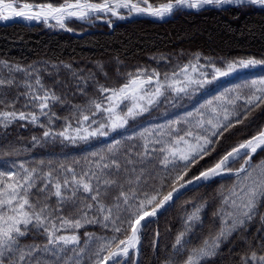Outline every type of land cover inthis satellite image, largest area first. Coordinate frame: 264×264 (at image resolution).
<instances>
[{"label": "snow or ice", "instance_id": "snow-or-ice-1", "mask_svg": "<svg viewBox=\"0 0 264 264\" xmlns=\"http://www.w3.org/2000/svg\"><path fill=\"white\" fill-rule=\"evenodd\" d=\"M225 5L264 9V0H167L159 6L150 0H63L59 5L23 3L19 8L14 2L0 0V20L19 17L65 29L66 21L73 17L88 21L93 16L99 18L101 13H111L124 19L121 9L129 16L147 14L163 18L178 8ZM200 59V54H195L192 61L171 74L137 69L128 73L126 82L119 87L97 81L93 96L88 94L92 87L88 82L95 78V73L85 76L71 65H63L75 82L76 92L88 97L83 104L67 100L73 85L59 79V68L56 79L49 85L42 75L46 69L0 61V127L7 129L17 121L45 127L40 117L52 124L54 119H60L53 111L60 105L69 107L76 126L65 118L61 131L48 128L43 137H60L73 144L88 141L124 128L162 100L178 105L211 80L264 66V58L254 56L226 61L222 67L211 61L201 64ZM205 68L211 69V80L202 79L208 75L203 71ZM99 70L103 71V67ZM47 75L51 77L53 73ZM58 86L64 91L58 92ZM20 88L24 91L19 92ZM13 90L17 91L11 96ZM21 97L23 104L18 110L16 105ZM254 109L264 111V76L206 100L187 112L183 120L144 129L138 134V144L122 149L121 141L117 140L106 149L92 152L79 170L73 165L53 167L51 161L45 170L44 162L40 161V167L28 168L21 163L20 171H0V264H128L129 260L138 264L132 254L140 252L141 232L147 227L148 218L155 217L174 199V194L188 185L228 175L234 177L233 182L226 189L222 186L219 206L213 214L220 222L218 231L198 246L187 247L192 240L186 237L193 224L201 220L204 205H200L187 215L185 230L176 235L172 245L175 253H187L183 264H203L218 254L224 241L245 230L249 222L257 217L264 221V213L260 211L264 207V160L254 161L258 150L264 151V129L233 147L211 167L187 179L192 167L211 155L213 145L224 133L244 123ZM182 123L186 127L181 130L178 126ZM32 139L41 143L35 136ZM237 160L243 163L233 168L231 165ZM161 171L167 175L160 177L157 187L155 182ZM169 179L170 191L162 194L164 182ZM86 226H98L110 235L85 230L82 237L80 230ZM242 264H264V249L260 253L250 250L242 257Z\"/></svg>", "mask_w": 264, "mask_h": 264}, {"label": "trees", "instance_id": "trees-1", "mask_svg": "<svg viewBox=\"0 0 264 264\" xmlns=\"http://www.w3.org/2000/svg\"><path fill=\"white\" fill-rule=\"evenodd\" d=\"M18 1L34 4L52 2L55 5L63 3V0ZM165 2L167 0H150L153 5ZM66 26L74 32L86 29L90 31L75 36L66 29L45 23L0 24V61H7L10 65H32L46 69L42 75L45 83L49 85L56 79V68H59V79L73 85L67 96L71 104H83L88 97L76 92L75 82L70 79L63 65H71L74 71H82L85 76L95 73V78L88 82L92 86L88 89V94L93 96L97 81L108 87H119L126 82L128 73H135L141 68L149 72L156 70L162 75L171 74L192 61L197 53L200 54L201 64L206 65L211 61L219 67L232 59L249 56L264 58V9L256 7L229 6L210 7L198 11L176 10L170 18L163 21L136 18L117 22L112 28L101 23L93 26L81 23V27L67 23ZM100 66L103 67V71L99 70ZM203 71L211 75L210 68ZM48 72L53 73V76L49 77ZM261 76H264V66L239 70L196 91L191 98L185 97L178 105L162 100L148 112L130 120L124 128L106 138L77 141L74 144L60 137L50 136L47 139L43 137V132L48 128L53 132L63 129L65 118H69L73 125L76 122L69 107L57 105L53 111L60 119H54L52 124H48L47 118L40 117L45 127L35 126L26 121H17L7 129L0 127V171H20L21 163L28 168L40 167V161L44 162L45 170L49 161L53 167L59 164L73 165L79 170L85 166V158H91L92 152L106 149L117 140L121 141L122 149L133 143L138 144L140 143L138 134L144 129L166 125L168 121L183 120L187 112L193 111L206 100ZM16 91L13 90L11 96H14ZM18 91L23 92L24 89L20 88ZM57 91L63 92L64 89L58 86ZM242 91L247 92L246 89ZM22 104L23 97L16 108L20 110ZM263 126L264 111L252 110L244 123L224 133V136L213 145L214 151L211 155L193 166L187 179L214 165L224 154L255 135ZM178 127L182 130L186 125L182 123ZM34 136L41 143L36 144L32 139ZM129 136H136L137 139L130 141L127 139ZM261 160H264V151H258L254 156V161ZM75 161L80 163L75 164ZM238 163L239 160L231 166L237 168ZM165 175L167 173L163 171L157 174L155 182L157 187L160 185V177ZM233 179L234 177L230 176L216 178L190 188L156 218L148 221L147 227L141 232L138 264H168L169 261L173 264H183L187 253L183 251L175 253L172 245L176 235L185 230L187 215L194 211L195 207L204 205L200 213L201 220L193 224L189 237H186L192 240L187 246L191 249L218 231L220 222L213 214L219 206V192L222 186L225 189L230 187ZM171 182V179L164 182L162 194L170 191ZM260 211L264 213V207ZM85 230L98 235H110L104 233L98 226H86L80 230L82 237ZM262 249L264 221L257 217L246 225L245 230L234 233L224 241L218 254L206 259L203 264H242V257L246 253L250 250L260 253ZM128 264H132V261L130 260Z\"/></svg>", "mask_w": 264, "mask_h": 264}, {"label": "water", "instance_id": "water-1", "mask_svg": "<svg viewBox=\"0 0 264 264\" xmlns=\"http://www.w3.org/2000/svg\"><path fill=\"white\" fill-rule=\"evenodd\" d=\"M12 2H14L16 5H21V4H23V3H27V2H22V1H15V0H11ZM95 2V1H94ZM42 4V3H41ZM33 5H38V4H33ZM154 6H159V4L158 5H154ZM229 6H235V5H225V6H222V7H220V8H225V7H229ZM210 7H214V6H205V7H203V8H201V9H204V8H210ZM214 8H217V7H214ZM201 9H188V8H178V9H174V11L171 13V14H169V15H167V16H165V17H163V18H157V17H153V16H150V15H147V14H132V15H125L124 17V19H117V20H115L111 25H110V27H112V26H114L117 22H121V21H125V20H133V19H136V18H149V19H152V20H157V21H163V20H166V19H168V18H170L171 17V15L176 11V10H185V11H198V10H201ZM124 11V10H123ZM12 22H22V23H25V24H38L39 22H24V21H21V20H17V19H14V18H12V19H9V20H7V21H3V20H0V24H9V23H12ZM51 22H55V21H51ZM83 23H85V24H89L88 22H83ZM66 29H68V28H66ZM67 32H69L70 34H72V35H75V36H80V35H82V34H84V33H86V32H89L90 31V29H87V30H84V31H81V32H74V31H71V30H66ZM262 129H264V126L262 127ZM251 138V137H250ZM244 142V141H243ZM242 142V143H243ZM258 151H260V150H258ZM238 168V167H237ZM198 175V174H197ZM226 176H228V175H223V176H219V177H216V178H223V177H226ZM215 178V179H216ZM190 179H192V178H190ZM209 182V181H208ZM203 183H207L206 181H199V182H194L193 184H191V185H188L186 188H184V189H181L178 193H176V194H174V199L172 200V201H170V202H168L162 209H160L159 211H158V213H157V215L159 214V213H161L168 205H170V203H172L176 198H178L181 194H183L185 191H187L188 189H190V188H194V187H196V186H198V185H200V184H203ZM156 215V216H157ZM156 216L155 217H151V218H148V220H147V222L148 221H150V220H152V219H154V218H156ZM133 260H136V261H138L139 260V254L137 255L136 253H134V258H133Z\"/></svg>", "mask_w": 264, "mask_h": 264}, {"label": "rangeland", "instance_id": "rangeland-1", "mask_svg": "<svg viewBox=\"0 0 264 264\" xmlns=\"http://www.w3.org/2000/svg\"><path fill=\"white\" fill-rule=\"evenodd\" d=\"M5 1H9V0H5ZM15 1H16V0H15ZM114 20H115V18L108 14V15H99V18H96L95 16H93V17H92L90 20H88V21H89L90 24H91V25H89V26H93V25H95L96 23H99V24L101 23V24L110 25ZM51 23H53V22H51ZM67 23L72 24V25H75L76 27H81V23L78 22V21H76V20H69ZM53 24H55V23H53ZM57 27H59V26H57ZM59 28H60V27H59ZM222 78H223V77H219L218 79H222ZM202 79L211 80V75L208 74L207 77H202ZM218 79H216V80H218ZM216 80H211L210 83H206V84L204 85V87H203V88H200L199 90L206 88V86H208V85L211 84L212 82H215ZM125 110H126V109H125ZM75 126H76V122H75V124L73 125V127H75ZM93 127H96V125H93ZM121 129H122V128H121ZM61 130H62V129H61ZM61 130H60V131H61ZM117 130H120V129H117ZM117 130H116V131H117ZM113 132H115V131L110 132L108 136H110ZM108 136H103V137H98V138H106V137H108ZM92 139H94V138H92ZM241 163H243V161H242V160H239L238 167L240 166ZM132 259H133V255H132ZM129 261H130V260H129Z\"/></svg>", "mask_w": 264, "mask_h": 264}, {"label": "bare ground", "instance_id": "bare-ground-1", "mask_svg": "<svg viewBox=\"0 0 264 264\" xmlns=\"http://www.w3.org/2000/svg\"><path fill=\"white\" fill-rule=\"evenodd\" d=\"M5 2L7 3V2H12V1H5ZM21 5H22V4H21ZM21 5H17V7L19 8ZM123 10H124V9H121V10H120V14H121V15H124L125 13L128 14L126 10H124V11H123ZM108 14L111 15V13H108ZM108 14H103V13H101V14H99V15H108ZM111 16H112V15H111ZM112 17H114L115 19H118V18L115 17V16H112ZM157 18H158V17H157ZM14 19L21 20V21H24V22H39V23H43L42 21H26V20H24V19H22V18H19V17H16V18H14ZM69 20H77V21H81V20H78V19H76V18H74V17H73V18H70ZM69 20L66 21V24H67V22H68ZM81 22H83V21H81ZM84 22H86V21H84ZM66 27H67V26H66ZM133 254H134V253H133ZM133 254H132V255H133Z\"/></svg>", "mask_w": 264, "mask_h": 264}]
</instances>
